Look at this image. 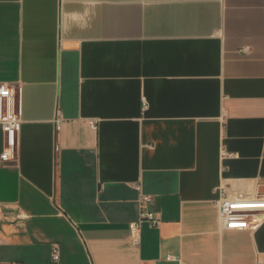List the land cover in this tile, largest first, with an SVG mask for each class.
<instances>
[{
  "label": "crops",
  "instance_id": "obj_1",
  "mask_svg": "<svg viewBox=\"0 0 264 264\" xmlns=\"http://www.w3.org/2000/svg\"><path fill=\"white\" fill-rule=\"evenodd\" d=\"M0 82L22 88L0 264L264 259V220L216 205L264 195V0H0ZM140 192L160 222L134 243Z\"/></svg>",
  "mask_w": 264,
  "mask_h": 264
},
{
  "label": "built area",
  "instance_id": "obj_2",
  "mask_svg": "<svg viewBox=\"0 0 264 264\" xmlns=\"http://www.w3.org/2000/svg\"><path fill=\"white\" fill-rule=\"evenodd\" d=\"M244 51L248 47H243ZM21 85L18 82H0V127L3 132V146L0 154L2 161H13L17 157L18 136L21 129ZM92 126L95 123L90 121ZM232 155L223 148L221 157ZM139 188V185H138ZM152 196L140 192V212L137 220L129 222V236L134 243L140 239V230L143 222L155 226L160 218L154 211L147 208ZM220 226L227 229H248L255 230L264 220V195L252 197H231L223 190L220 191L216 200ZM51 257L54 260L59 258V246L57 243L51 245ZM167 260H179L174 255H167ZM256 264H264L260 256L256 258Z\"/></svg>",
  "mask_w": 264,
  "mask_h": 264
}]
</instances>
